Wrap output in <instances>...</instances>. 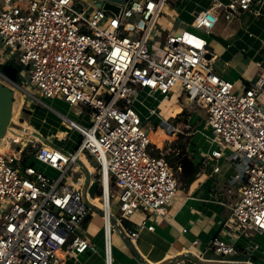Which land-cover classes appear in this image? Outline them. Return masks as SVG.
I'll list each match as a JSON object with an SVG mask.
<instances>
[{
  "label": "built area",
  "instance_id": "obj_1",
  "mask_svg": "<svg viewBox=\"0 0 264 264\" xmlns=\"http://www.w3.org/2000/svg\"><path fill=\"white\" fill-rule=\"evenodd\" d=\"M98 1L0 0V80L23 95L24 87L1 68L19 61L38 91L30 96L63 98L91 118L83 125L66 117L81 136L69 153L27 129L22 116L12 117L0 140V264H61V253L86 252L92 242L79 233L86 216L98 208L106 219L116 201L119 214L104 223V258L113 264L111 228L119 227L133 242L142 228L154 229L149 215H167L181 186V167L176 171L153 147L133 105L141 89L167 99L177 94L183 105L203 109L218 145L206 158L220 159L228 149L231 159L242 162L244 184L220 230L228 238L218 234L210 242L219 255L237 252L240 237L264 232V106L258 98L264 79L237 92L234 81L217 73L207 57L205 37L189 28L162 26L163 34L157 20L168 0L112 1L107 8L104 1L98 7ZM171 1L179 15L180 0ZM261 1L210 0L195 13L191 27L209 32L221 18L231 21ZM162 123L171 134L178 129L165 119ZM85 151L95 164L83 193L69 179L87 167L79 155ZM219 170L216 163L213 172ZM95 182V197L107 209L89 197ZM136 212L145 215L143 220L133 228L123 226L122 220Z\"/></svg>",
  "mask_w": 264,
  "mask_h": 264
},
{
  "label": "crops",
  "instance_id": "obj_2",
  "mask_svg": "<svg viewBox=\"0 0 264 264\" xmlns=\"http://www.w3.org/2000/svg\"><path fill=\"white\" fill-rule=\"evenodd\" d=\"M181 1L178 4L179 14L182 13L183 7H185L189 0ZM229 1L231 0L223 2ZM196 12L198 11L194 13ZM201 35L208 42L209 59H211L216 72L228 79H232L237 92H240L244 87L260 77L264 79V0L254 5L250 10L238 12L231 21L221 18L214 29L209 32L202 30ZM21 97L24 100L23 102H25L24 95H21ZM258 98L264 106V91L258 95ZM162 99L158 102V106ZM185 105L182 106L185 108L192 106L187 104L186 107ZM17 108L14 110L16 113L14 119L19 114ZM197 108L203 111V109ZM150 109L151 114H157L163 118L159 113L158 107H151ZM153 109H155V112H152ZM74 112L80 117L78 122L83 125H89L91 123V118L88 114L79 115L75 110ZM196 112L195 110L194 117H200V113ZM57 114L66 120V115L60 112H57ZM31 115V113L25 114V116L22 115L24 122L27 118L31 120ZM178 118L175 125L180 134L177 138L175 137L176 134H171L173 137V140H171L173 143L170 145L172 152L178 150L177 146L179 143L177 141L180 135H185L180 122L188 121L187 119L181 121ZM58 121L59 117L54 114L51 117V121L47 122L49 127L48 131L54 130L57 133ZM204 124L205 120H203V127ZM31 125L34 127L33 130L36 133H40L41 139L53 146L63 148L58 140L65 139V133H59L57 135L58 138L56 137L55 139L51 135L45 136L44 132L37 129L32 122ZM209 131L207 127L198 129L200 136L197 138V134L193 137L194 143L187 141V152L195 164H200V170L188 186L185 187L181 180V186L178 189L176 198L169 205L167 215H149L148 224H154V229L149 230L144 227L138 238L133 242H128L123 237L121 229L116 226L120 231L116 232L114 239L113 233L111 235L113 264H264V232L253 233L252 238L240 237L235 244L237 252L233 254L219 255L210 248V242L214 236L221 234L225 239L228 238L220 230L222 229L223 222L231 216L232 206L239 198V191L244 184V179L242 178V162L239 159H231L229 157L231 155L230 150L226 149L224 156L220 159L211 155L206 158L218 146L212 140V133L210 134ZM73 132L77 133V131ZM153 147L155 148L154 144ZM155 149L157 153H161L159 151L161 149ZM216 163L220 165V170L215 173L213 172V166ZM39 164L42 165L45 173H47V169L54 170L46 164ZM91 165L93 166V164ZM38 168L41 169L40 167ZM83 168L88 173L86 188L89 184L90 168L88 165ZM69 181L72 182L73 179H69ZM85 181L86 176L82 177L78 182H74V184L82 187ZM96 209L102 213L100 209ZM118 214V210L116 214H113L112 211L110 212V215L114 216L113 219ZM144 217L145 215L143 213L136 212L128 219H125L126 223L124 226L133 228ZM86 223L84 220L83 225L85 224V228L88 231L92 230L94 224L89 229V225L87 226ZM184 229L186 230L184 231ZM261 238L262 240H260ZM194 239H198V243H194ZM104 253L101 250L88 251L87 253L84 252L73 256H67L61 253L60 261L61 264H105Z\"/></svg>",
  "mask_w": 264,
  "mask_h": 264
},
{
  "label": "rangeland",
  "instance_id": "obj_3",
  "mask_svg": "<svg viewBox=\"0 0 264 264\" xmlns=\"http://www.w3.org/2000/svg\"><path fill=\"white\" fill-rule=\"evenodd\" d=\"M88 1V0H84ZM181 1V0H180ZM227 1V0H223ZM169 5H167L162 13V15L158 18L157 24L160 27L163 34H166V29L169 28L172 31L180 30L183 28H189L191 30H195V32L201 34V30L195 29L194 27H191L190 24H192L193 19L195 18V11H199L202 8H207L211 2L210 0H189L185 7L182 9L181 14H176L174 5L172 1L168 0ZM183 2V1H181ZM103 1H98L97 6L102 7ZM178 17V20H177ZM163 26V27H162ZM167 28V29H168ZM16 62V64L19 66V73L17 82L21 84L22 87H24L26 92H23L24 98L26 99L25 102L22 99L21 95L19 96L18 100L20 102L17 103V109L19 111V114L17 117L22 116L28 113H31V117L29 120L26 119V124H32L37 128L44 132L45 136L51 135L53 138L56 139L57 135L59 133H65V139L58 140L60 141L61 147L65 149V151L69 153H74L78 143L81 140V136L79 133L73 132L72 126L69 124V122L65 119H62L57 112H60L64 115H66L68 118L79 121L80 117L74 112L72 107L69 105L68 102H66L63 98L56 97V98H47V97H40L39 99H35L34 97L30 96L29 94H37L36 87L30 82L29 79V73L25 66L21 65L19 61L13 60L12 63ZM7 64V62L1 64V68L3 65ZM163 94L160 92H156L155 94H151L148 89L141 90L139 94L136 96L133 105L137 108V110L140 112L143 124L149 128V137L152 140V143L154 144L155 148L161 149L159 151L163 152L165 155H168L171 151L170 145H172L173 137L170 132H168L166 126L162 123V119L164 118L169 123H172L175 125V122H177V118H181L182 120L187 119V114H189V119L187 122H180L181 126L183 127V132L185 133L187 140L189 143H194L193 137L198 134V129H204L203 127V120L206 119V113L203 110L198 109L195 106H190V108L183 107V101L179 98L177 94L171 95L170 99L163 98V101L159 103V106L157 105L158 102L162 99ZM188 104H190L188 102ZM151 107H158L159 113L163 116L161 118L157 114H151L149 109ZM187 107V106H186ZM151 110V109H150ZM184 110L187 112L185 113ZM195 110L196 113H200V117L195 118ZM184 112V113H183ZM57 115L59 117V126L57 133L54 130L48 131V125L47 122L51 121V117ZM24 123V122H23ZM50 126V125H49ZM151 126V127H149ZM47 127V129H46ZM177 127V126H176ZM179 130H176L174 134H176V138L179 136ZM201 133V132H200ZM211 134V131H209ZM200 136V134L197 135V138ZM58 138V137H57ZM69 139V140H68ZM71 139V141H70ZM184 140V141H185ZM70 141V142H69ZM171 141V142H170ZM188 145V143H187ZM85 156L89 159L90 156L88 155L87 151H85ZM171 165L173 166V161H169ZM78 163H81L78 162ZM91 164H95V161H90ZM38 167H40L43 170V167L41 164H37ZM83 172L82 173H74L72 179L74 182H78L79 178H82L86 176V181L84 182V185H82L83 193L84 189L87 183L88 179V173L87 171L82 167ZM46 172L51 175L55 176L57 175L56 170L47 169ZM180 176V174H178ZM100 207H104L103 202L100 200L96 201ZM118 205L116 201L113 202L112 205V212L113 214L117 213ZM91 219L86 224L89 225V229L91 228L92 224H94L93 229L88 231L85 228V224L83 225V228L79 231L80 234L89 237L91 242L93 243V247H90L85 253L88 251H104L103 248V216L102 213L94 209L91 211ZM88 228V227H87ZM120 231L116 226L113 227V239L115 238L116 232ZM262 240V238L260 239ZM264 241V238H263Z\"/></svg>",
  "mask_w": 264,
  "mask_h": 264
},
{
  "label": "water",
  "instance_id": "obj_4",
  "mask_svg": "<svg viewBox=\"0 0 264 264\" xmlns=\"http://www.w3.org/2000/svg\"><path fill=\"white\" fill-rule=\"evenodd\" d=\"M104 1V7H111L109 2H122L125 0H102ZM207 57H210V54H207ZM2 71L8 74L13 80H17L19 67L14 63H7L2 66ZM15 91L5 84L2 80H0V140L2 139L3 135L5 134L8 126L10 125L13 117V106L15 102ZM40 136V133H36ZM97 188V182L93 183L90 194L92 197H95V191ZM91 219V214L89 213L86 218L85 222H88ZM125 220H122V225H125Z\"/></svg>",
  "mask_w": 264,
  "mask_h": 264
},
{
  "label": "trees",
  "instance_id": "obj_5",
  "mask_svg": "<svg viewBox=\"0 0 264 264\" xmlns=\"http://www.w3.org/2000/svg\"><path fill=\"white\" fill-rule=\"evenodd\" d=\"M185 113H187L184 110ZM183 112V113H184ZM189 114H187V120L189 118ZM181 118H178V120ZM187 137L185 135H180L178 138V150L170 152L168 155H165L168 161H173V168L177 171L179 167L180 170V179L182 180V184L186 187L188 186L196 177L200 170V164H195L193 159L189 156V153L186 149ZM185 140V141H184ZM160 154V153H159ZM170 163V162H169ZM101 193L98 192V195ZM128 224V223H127Z\"/></svg>",
  "mask_w": 264,
  "mask_h": 264
},
{
  "label": "bare ground",
  "instance_id": "obj_6",
  "mask_svg": "<svg viewBox=\"0 0 264 264\" xmlns=\"http://www.w3.org/2000/svg\"><path fill=\"white\" fill-rule=\"evenodd\" d=\"M21 94L18 92V93H16L15 92V102H14V106H13V118H14V116H15V108L17 107L16 105H17V103H19V106H20V102H19V100H18V98H19V96H20ZM162 101H163V99H162ZM149 111H150V109H149ZM151 113V112H150ZM24 125H25V127L27 128V129H30L31 128V130L34 128L31 124H26L25 122H24ZM80 157L83 159V161L85 162V163H87V165L89 166V168H90V171H93L94 170V167L91 165V163L89 162V160L85 157V155L83 154V152H80ZM104 184H105V186L107 187V185H108V183H107V174L105 173V175H104ZM77 186H78V184H76ZM89 197H90V199L92 200V201H98V200H100L99 198H96V197H92L91 195H89ZM103 205H104V209H107L106 207H107V205H106V203H103ZM110 215V214H109ZM108 215V216H109ZM108 216L106 217V219H104V223H105V221H106V223L107 224H109V218H108ZM111 216V215H110ZM112 233H113V228H111V235H112ZM112 239V238H111ZM112 254H113V252H112ZM105 264H106V261H105Z\"/></svg>",
  "mask_w": 264,
  "mask_h": 264
}]
</instances>
